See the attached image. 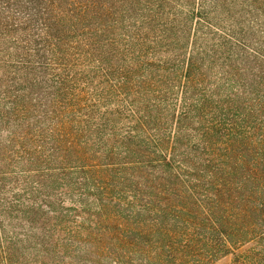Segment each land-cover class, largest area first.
Here are the masks:
<instances>
[{"label":"rangeland","instance_id":"rangeland-1","mask_svg":"<svg viewBox=\"0 0 264 264\" xmlns=\"http://www.w3.org/2000/svg\"><path fill=\"white\" fill-rule=\"evenodd\" d=\"M14 5L0 264H264V0Z\"/></svg>","mask_w":264,"mask_h":264},{"label":"trees","instance_id":"trees-1","mask_svg":"<svg viewBox=\"0 0 264 264\" xmlns=\"http://www.w3.org/2000/svg\"><path fill=\"white\" fill-rule=\"evenodd\" d=\"M16 1L17 0H0V39L2 37L7 36V34L12 32L13 24L11 23L10 13L13 11V7L15 6L14 3ZM40 1H43V2L44 1H50L52 3L54 0H40ZM243 210H246V209H243ZM250 218H251V216H249V214H247V211L242 213L239 217V219L241 220L240 221L241 225L243 227H244V225H248ZM252 218H253V215H252ZM263 219H264V217H263ZM158 256H159V259L162 261V262H160V264H178L176 261L167 262L165 259H163L161 257V255H158ZM261 261H262V259L258 258V259H255V262H253V263L254 264L260 263L261 264ZM183 263H185V262H183Z\"/></svg>","mask_w":264,"mask_h":264}]
</instances>
